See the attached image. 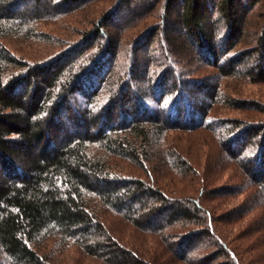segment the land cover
<instances>
[{
  "label": "trees",
  "instance_id": "trees-1",
  "mask_svg": "<svg viewBox=\"0 0 264 264\" xmlns=\"http://www.w3.org/2000/svg\"><path fill=\"white\" fill-rule=\"evenodd\" d=\"M40 1L0 0V264H54V248L67 244L104 264H148L111 234L100 219L105 212L147 233L178 222L202 228L171 242V250L179 251L173 258L186 262L201 235L229 264H238L198 202L166 196L149 180V170L160 154L173 170L188 169L173 148L160 153L169 131L216 132L225 158L251 171L246 176L256 190L253 206L264 207V139L254 143L252 133L240 144L249 127L216 122L208 114L227 103L220 80L239 76L235 64L244 51L232 50L244 35L248 13L264 0H163L165 13L136 41L161 35L160 56L145 62L133 44L122 69L119 46L103 27L45 61L12 54L4 44L11 37L43 38L32 26L40 19ZM77 1L66 0V7ZM31 2L33 11L26 6ZM122 4L115 3L106 22L120 19ZM256 35L261 55L243 72L246 77L264 75V22ZM95 39L92 50L82 51ZM183 52L187 62H198L194 70L176 57ZM202 66L215 69L213 84L196 76Z\"/></svg>",
  "mask_w": 264,
  "mask_h": 264
},
{
  "label": "rangeland",
  "instance_id": "rangeland-1",
  "mask_svg": "<svg viewBox=\"0 0 264 264\" xmlns=\"http://www.w3.org/2000/svg\"><path fill=\"white\" fill-rule=\"evenodd\" d=\"M63 1L62 7L59 3ZM65 1L41 0L36 9L40 19L32 26L43 38L11 37L4 42L11 53L31 62L45 61L82 42L86 33L103 27L106 37L111 36L119 46L117 63L120 69L125 68L129 62L128 53L133 44L138 50L137 56L145 62L153 55L157 58L160 56L161 52L158 50L162 47L161 35L147 36L145 42L136 41L147 28L156 25L165 13L162 10L163 0H121L123 7L120 19H112L110 23L105 21L106 15L118 0H80L68 8L66 3L69 2ZM127 3H130V7L125 12L124 6ZM26 6L30 11L36 7L32 2ZM217 16L218 14H214L211 19ZM263 22L264 2H261L248 13L244 22V35L232 50L233 53L244 51L241 55L242 62L235 64L239 76L220 80V91L228 99L227 103L212 107L208 113L216 122L227 121L232 122L230 126L233 127H249V134L239 141L240 144L251 140L252 133H257L254 143L264 139V75L246 77L243 73L258 63L257 55H261V51L254 42ZM96 41L97 39L89 42L82 51L92 50ZM180 45L181 43L175 46L179 48ZM176 57L181 59L184 68L188 70H194L198 65L195 61H192L194 65L187 62L188 52H183V55L178 53ZM198 70L196 76L208 77L211 84L214 83L215 69L202 66ZM200 100L206 103L201 96ZM183 116L182 119L185 118ZM218 140L219 134L209 130L169 131L158 150L162 153L173 148L181 160L187 163L188 169L182 172L176 167L173 170L160 154L157 165L151 164L155 169L149 170V180H153L155 186L172 199L182 202L197 201L198 207L210 218L211 225L216 230L215 237L222 240L226 249L234 253L235 262L264 264V207L253 206L256 190L248 183L246 176L251 171H247L246 164L233 163L225 158ZM229 146L233 147V144L229 143ZM117 164L127 171L139 174L126 162L117 161ZM100 217L122 245L148 264H204L201 260L212 258L216 254L217 257L207 264H229L222 254H218L217 248L209 245L208 238L201 235L199 240L202 241L191 250L186 262L173 258V253L178 254L179 251L177 248L171 250V242L189 233L201 232L202 228L178 222L161 233H147L115 214L105 212ZM51 244L52 240L47 241L48 247ZM54 252L51 258L54 264H104L99 259L82 255L76 247L68 244L55 247Z\"/></svg>",
  "mask_w": 264,
  "mask_h": 264
}]
</instances>
